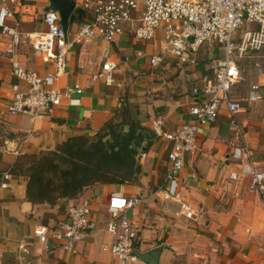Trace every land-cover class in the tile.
<instances>
[{
  "label": "crops",
  "instance_id": "1",
  "mask_svg": "<svg viewBox=\"0 0 264 264\" xmlns=\"http://www.w3.org/2000/svg\"><path fill=\"white\" fill-rule=\"evenodd\" d=\"M20 1L28 4L33 14L14 13L8 24H18L19 30L25 32L44 30L41 17L50 10L48 1ZM86 18L88 16L75 7L67 29L68 42ZM125 29V35L111 44L96 39L85 48L72 45L66 57V73L55 86L63 89L78 85L84 92L76 104L64 98L51 114L37 119L6 111L12 98V86L18 84L24 88L25 85L12 75L5 54L9 40L0 35V182L4 173L12 176L9 188H0V264H19L17 252L21 242L29 249L24 258L31 264H143L137 257L122 262L102 250L112 241L104 228L112 192L141 200L133 211L126 212V217L138 230L134 254L158 251L154 258L156 264H264V204L248 191L246 182L236 185L228 179L237 164L230 155L235 138L225 110H221L214 124L199 128L196 149L185 155L178 176L181 200L198 211V219L176 217L174 213L179 205L162 202L158 193L169 185L165 172L171 145L154 136L152 122L160 118L168 130L191 122L189 108L205 97L191 94L193 87H201L194 78L199 79L207 70L215 57L212 52L217 50L209 45L203 47L195 67L180 66L169 57L152 67L149 56L159 48L161 38L157 36L152 42L140 44L133 40V27L127 25ZM103 52L108 53L111 61L119 63L114 78L121 87L91 81ZM138 52L143 55L138 57ZM125 57L129 62H123ZM16 59L25 62L27 70L41 76L53 71L49 58L33 56L27 45L19 48ZM252 84L259 85L262 100H243L237 120L256 165L264 169V65L260 73L252 70L250 77L237 85L230 96L245 99ZM124 110L138 126L151 133L149 146L144 140L141 147L136 148L135 168L139 171L133 179L122 185L94 184L84 189L77 199L62 200L52 207L26 201L27 178L12 174L16 165L40 152L55 150L74 136L95 135ZM192 175L196 178L192 179ZM84 199L89 202L97 231L78 243L75 253L61 250L52 240L42 244L33 236L35 227L50 226L62 220L70 205Z\"/></svg>",
  "mask_w": 264,
  "mask_h": 264
},
{
  "label": "built area",
  "instance_id": "2",
  "mask_svg": "<svg viewBox=\"0 0 264 264\" xmlns=\"http://www.w3.org/2000/svg\"><path fill=\"white\" fill-rule=\"evenodd\" d=\"M86 18L71 35L70 42L60 26L56 13L48 10L42 14L44 30L20 31L18 24L9 25L14 13L30 14V6L20 0H0V35L9 40L5 50L14 78L25 85L12 86V98L6 105L11 115H29L40 118L51 114L61 106L64 98L71 104L84 92L78 85L58 89L55 84L66 73V57L72 47L89 46L94 40L109 44L116 42L126 33L125 26L133 27L132 37L136 43L145 44L159 36V48L149 56L152 67L159 66L164 57L175 60L180 66H198L199 53L207 43L217 44V58L209 63L205 72L194 78L201 87H193L191 94L205 97L195 102L188 110L190 123H184L175 130H168L162 119L152 122V133L171 147L167 153L165 180L167 189L159 190L164 203L178 204L176 217L196 221L197 210L181 200L178 176L184 166L186 154L196 149V135L200 127L214 124L225 110L228 126L234 132L235 143L231 159L237 164L228 179L236 185L246 182L249 192L257 195L264 204V169L258 167L254 154L245 141V132L237 120L243 109L242 102H258L259 85L249 86L245 99H233V89L250 77V72H261L264 65V0H143L139 11V0H73ZM31 13L30 15H32ZM246 25L239 35L240 28ZM30 46L32 55L47 56L52 62L53 71L41 76L27 70L26 63L16 59L22 46ZM143 53L138 52L141 57ZM100 63L91 81L102 82L105 86L121 87L114 78L119 63L111 61L107 52L99 57ZM129 62V58H123ZM195 179V175L191 176ZM12 176L9 172L1 176L0 188H9ZM141 200L125 197L120 192H112L107 202L108 219L104 228L112 238L110 245L103 246L116 259L127 262L135 260L134 243L138 230L126 217L128 210H134ZM97 231L96 222L91 219L88 200H80L70 205L62 220L52 225H40L33 229V236L42 244L55 241L65 252L75 253L76 245L90 238ZM29 254L26 244H18L19 264H31L25 260ZM145 264V263H143Z\"/></svg>",
  "mask_w": 264,
  "mask_h": 264
},
{
  "label": "trees",
  "instance_id": "3",
  "mask_svg": "<svg viewBox=\"0 0 264 264\" xmlns=\"http://www.w3.org/2000/svg\"><path fill=\"white\" fill-rule=\"evenodd\" d=\"M112 121L92 138L74 136L53 151L33 156L27 165H16L12 174L27 178L26 201L52 207L62 200L77 199L94 184L122 185L133 179L139 171L135 168L136 148L144 140L149 146L151 133L133 121L127 132L117 134Z\"/></svg>",
  "mask_w": 264,
  "mask_h": 264
},
{
  "label": "water",
  "instance_id": "4",
  "mask_svg": "<svg viewBox=\"0 0 264 264\" xmlns=\"http://www.w3.org/2000/svg\"><path fill=\"white\" fill-rule=\"evenodd\" d=\"M49 4V9L54 11L59 18L60 26L66 33L68 26L70 24V15L73 13L76 7V3L73 0H47ZM151 252L149 254H135L137 259L145 264H156L154 258L155 253Z\"/></svg>",
  "mask_w": 264,
  "mask_h": 264
},
{
  "label": "rangeland",
  "instance_id": "5",
  "mask_svg": "<svg viewBox=\"0 0 264 264\" xmlns=\"http://www.w3.org/2000/svg\"><path fill=\"white\" fill-rule=\"evenodd\" d=\"M142 2H143V0H139V2H138V9H139V11L140 10H142V8H143V4H142ZM78 7H76V9H77ZM245 28H246V25H243L241 28H240V30H239V32H238V34L239 35H241L243 32H244V30H245ZM210 46V48L211 49H216V50H218L219 49V46L217 45V44H213V43H207V44H205L203 47H205V46ZM202 47V48H203ZM201 48V49H202ZM214 50H212V51H214ZM216 51H214V52H212V55H215V58H217L218 57V55H219V53L217 54V52L215 53ZM125 112V111H124ZM122 113V112H120V114H118L115 118H114V120L112 121L113 123V127H114V131L117 133V134H124L125 132H127L128 131V126H130V122H133V119L130 117V115L128 114V112H127V110H126V115H125V113ZM125 115V116H124ZM93 136H90V138H92ZM107 138H111V137H107ZM32 160V157L30 158H28V159H26V160H24V162H25V164L27 165L28 163H29V161H31Z\"/></svg>",
  "mask_w": 264,
  "mask_h": 264
}]
</instances>
